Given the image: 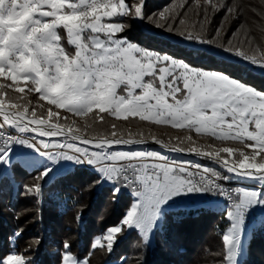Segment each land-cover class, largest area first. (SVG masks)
<instances>
[{"label":"snow or ice","instance_id":"6c2138e0","mask_svg":"<svg viewBox=\"0 0 264 264\" xmlns=\"http://www.w3.org/2000/svg\"><path fill=\"white\" fill-rule=\"evenodd\" d=\"M217 13L225 15L214 24ZM240 18L230 0H178L151 14L147 0H0V174L11 179L21 162L33 167L23 195L42 202L56 164L85 166L94 174L87 187L106 188L107 200L123 207L85 255L65 240L60 264H91L96 250L111 254L132 231L146 250L170 213H198L210 196L228 202L221 264L247 256L248 234L264 225V84L250 75L264 76V47L248 34L240 39ZM128 20L180 37L176 51L122 35ZM231 22L237 29L228 37ZM209 53L220 66L204 63ZM30 155L45 163L33 166ZM241 181L253 186H231ZM41 242L35 238L37 249ZM0 264L35 261L9 249Z\"/></svg>","mask_w":264,"mask_h":264},{"label":"trees","instance_id":"16d2710c","mask_svg":"<svg viewBox=\"0 0 264 264\" xmlns=\"http://www.w3.org/2000/svg\"><path fill=\"white\" fill-rule=\"evenodd\" d=\"M149 13L177 3L178 0H147ZM203 4L204 0H188L195 5ZM240 6L239 23L240 39L245 34L251 36L253 44L264 47V0H230ZM225 13H217L213 23L219 24ZM190 20L196 17L189 13ZM132 27L122 35L149 48L163 51H176L174 47L180 37L167 38V34L156 35L160 29L151 24L137 20L127 21ZM227 36L230 37L237 29L235 22L227 24ZM151 29V36L145 38V33ZM183 47V45H181ZM212 59H206L205 64L220 66L219 57L209 53ZM249 79V73H240ZM252 82L257 86L264 84V76L259 71L251 72ZM138 120V118H136ZM110 118V123H111ZM123 125L122 121H115ZM109 125H100L99 129L110 130ZM135 130V124L133 125ZM169 134L176 130L167 129ZM158 134H163V130ZM203 142V141H202ZM155 145H152V147ZM39 167L40 165H33ZM215 167V166H213ZM12 178L0 174V251L11 250L30 254L35 264H60L62 244L68 240L73 245V252L85 255L89 251L92 238L99 235L106 226L117 222L123 213V207L107 200L106 188L89 189L87 185L94 174L85 166L71 165L54 172L59 173L53 181L45 185L42 202L23 195L22 185L31 182L35 175L33 167L21 162L12 170ZM127 196V193L125 194ZM218 197H207L198 213L190 214L172 212L166 217V225L162 232L154 234V243L144 250L140 246L139 237L135 231L125 235L109 254L96 250L91 256V264H138L142 259L144 264H221L223 242L222 235L226 231L227 222L224 207L216 210L210 207ZM83 213L81 220L77 215ZM187 219H178L185 217ZM192 216L196 219L193 221ZM22 229L20 237L14 235L17 229ZM39 237L41 244L37 249L34 240ZM249 251L240 264H264V225L250 233ZM31 245L30 253L25 250Z\"/></svg>","mask_w":264,"mask_h":264},{"label":"rangeland","instance_id":"374dc122","mask_svg":"<svg viewBox=\"0 0 264 264\" xmlns=\"http://www.w3.org/2000/svg\"><path fill=\"white\" fill-rule=\"evenodd\" d=\"M140 147H143V146H140ZM15 151H17V152H26V153H30V152H31L30 149H28V148H22V147H20V146H16ZM27 160H28L32 165H41L42 163H45V161L43 160V158H39V159H37V158H35L34 156H31V155H30L29 157H27ZM199 162H200V163H203V164H207V165H209V166H215V165L212 164V162H210V161L199 160ZM71 165H72V164H71L70 162H61V163H59V164H56L54 169L59 170V169L64 168V167H65V168H69ZM65 168H64V169H65ZM1 175H2V174H1ZM242 182L248 185L247 188H251V187L253 186L251 183H249V182H247V181H242ZM233 183L236 184V185H238V184L235 183V182H233ZM243 187H246V186H243ZM210 207H212L213 209L218 210V209H220L221 207L226 208V205H225L223 202H221V200H219V201L212 202V203L210 204ZM259 215H260V214L257 213V216H259ZM257 216L251 217L249 223H251L252 221L256 220ZM249 236H250V233L248 234V238H249ZM153 243H154V235L151 237V244H153ZM242 258H243V257H242ZM242 258H241V259H242Z\"/></svg>","mask_w":264,"mask_h":264},{"label":"bare ground","instance_id":"6f19581e","mask_svg":"<svg viewBox=\"0 0 264 264\" xmlns=\"http://www.w3.org/2000/svg\"><path fill=\"white\" fill-rule=\"evenodd\" d=\"M153 147H158V146H153ZM181 159H184V160H197L198 158L195 157V156H192V155H184V154H181ZM232 187H243V186H246L248 187L247 184L243 183L242 181L238 183V185L232 183L231 185ZM219 200H221V202H223L225 205H227V201L223 198V197H218Z\"/></svg>","mask_w":264,"mask_h":264},{"label":"crops","instance_id":"0c3cea01","mask_svg":"<svg viewBox=\"0 0 264 264\" xmlns=\"http://www.w3.org/2000/svg\"><path fill=\"white\" fill-rule=\"evenodd\" d=\"M65 168V167H64ZM61 169H63V168H61Z\"/></svg>","mask_w":264,"mask_h":264}]
</instances>
